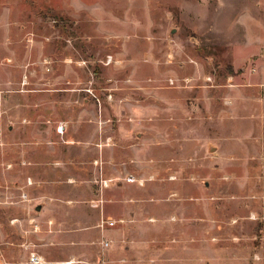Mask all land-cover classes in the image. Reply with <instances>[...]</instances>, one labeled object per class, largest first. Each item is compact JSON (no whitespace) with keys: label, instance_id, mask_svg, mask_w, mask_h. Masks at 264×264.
<instances>
[{"label":"rangeland","instance_id":"1","mask_svg":"<svg viewBox=\"0 0 264 264\" xmlns=\"http://www.w3.org/2000/svg\"><path fill=\"white\" fill-rule=\"evenodd\" d=\"M0 7V264H264V0Z\"/></svg>","mask_w":264,"mask_h":264},{"label":"crops","instance_id":"2","mask_svg":"<svg viewBox=\"0 0 264 264\" xmlns=\"http://www.w3.org/2000/svg\"><path fill=\"white\" fill-rule=\"evenodd\" d=\"M0 14H1V7H0ZM15 35H16V33L13 36H15ZM12 62H17V61L16 60H12ZM8 65H9L8 62H0V79H2L3 76L5 75V72L7 70V66ZM9 79H10V77H9ZM122 200L123 199H120L121 202H123ZM113 211H115L117 213L116 214L117 217L118 216L119 217L121 216V217H124V218L126 217V221L123 224V227L124 228H126L128 226L135 227L137 225L136 222H135L136 221V218L134 219V216H136V214H137V210L131 209L130 206H129V204H127V203H120L119 202V204L115 205V207L113 208ZM131 211H132V213H134V215H130V212ZM107 216L114 217L112 215H107ZM151 220L153 222L154 221H157L153 217H152ZM117 223H121V222L118 221ZM111 233H112V235L113 234L122 235L123 234V231H122V228H116ZM134 233L136 234V232H134ZM131 239H132L131 242L119 241L115 245H113V244L110 243V245L106 247V249H107V257L109 259L108 260V264H124L127 259L130 262L128 264H138V262L140 260L137 257V251H140L141 250L140 249L141 248L140 245H142L141 243H143V242L141 241V239H139L138 236H134ZM130 253L131 254L133 253V254L131 255Z\"/></svg>","mask_w":264,"mask_h":264},{"label":"built area","instance_id":"3","mask_svg":"<svg viewBox=\"0 0 264 264\" xmlns=\"http://www.w3.org/2000/svg\"><path fill=\"white\" fill-rule=\"evenodd\" d=\"M174 81V80H173ZM117 223V219L113 218L111 216H102L99 225L102 228L108 227V226H113ZM102 245L104 247H107L110 245L111 241L109 238L104 237L103 240L101 241ZM30 264H74L76 262L75 259L73 258H67V259H46L43 256L37 254L36 252H32L29 256V261ZM101 264V263H99Z\"/></svg>","mask_w":264,"mask_h":264},{"label":"water","instance_id":"4","mask_svg":"<svg viewBox=\"0 0 264 264\" xmlns=\"http://www.w3.org/2000/svg\"><path fill=\"white\" fill-rule=\"evenodd\" d=\"M41 207H42L41 204H38V205L36 206L37 209H41Z\"/></svg>","mask_w":264,"mask_h":264}]
</instances>
